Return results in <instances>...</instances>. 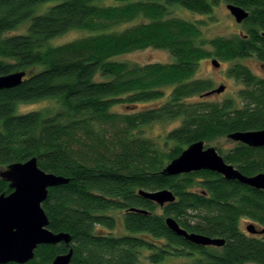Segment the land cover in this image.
Instances as JSON below:
<instances>
[{
    "label": "trees",
    "instance_id": "1",
    "mask_svg": "<svg viewBox=\"0 0 264 264\" xmlns=\"http://www.w3.org/2000/svg\"><path fill=\"white\" fill-rule=\"evenodd\" d=\"M221 1L248 11L245 34L205 39L201 21L173 15L184 9L210 17ZM25 24L24 33L7 35ZM71 30L87 35L51 44ZM146 48L166 50L172 61L119 59ZM207 58L231 63L226 74L241 85L234 96L208 98L212 83L196 77ZM250 58L264 67V0H0V76L25 72L19 86L0 90V166L36 158L44 172L68 179L48 189L41 207L48 229L69 234L70 246L39 245L25 264H51L69 248V264H264V233L240 229L244 219L264 229L263 190L210 171L162 174L199 141L217 144L245 176L264 173V147L218 145L232 133L264 129V77L238 62ZM42 100L57 109L17 113ZM143 104L153 106L137 109ZM174 119L180 125L160 145L142 136L145 126ZM162 189L175 196L163 207L137 195ZM9 192L0 178V195ZM110 211L121 213L122 234L114 233ZM168 216L225 243H189L166 227Z\"/></svg>",
    "mask_w": 264,
    "mask_h": 264
},
{
    "label": "water",
    "instance_id": "2",
    "mask_svg": "<svg viewBox=\"0 0 264 264\" xmlns=\"http://www.w3.org/2000/svg\"><path fill=\"white\" fill-rule=\"evenodd\" d=\"M227 10L237 23L245 21L248 11L241 7L227 4ZM218 67L216 59L210 61ZM25 72H13L0 76V90L12 89L20 85ZM223 86L213 89L207 95L221 93ZM235 143H242L251 148L264 147V129L235 132L228 136ZM0 178L8 183V194L0 195V264H25L34 257L39 245H57L64 243L70 246L69 234L54 233L48 229V218L41 204L46 200L48 189L68 183V179L52 173H46L37 166L36 158L25 162L0 166ZM210 171L221 175L227 181H236L255 190L264 191V173L253 176L241 174L235 167L226 163L215 147H206L203 142H194L182 150L180 155L168 162L162 170L167 177L189 174L192 172ZM137 195L163 207L175 201V196L168 189L157 191L139 190ZM130 211L146 213L145 210L131 208ZM166 227L176 236L198 246L221 247L223 238H211L202 234L187 232L171 216L164 220ZM245 230L249 234H263L253 224ZM72 248L67 253L57 255L51 264H69Z\"/></svg>",
    "mask_w": 264,
    "mask_h": 264
},
{
    "label": "rangeland",
    "instance_id": "3",
    "mask_svg": "<svg viewBox=\"0 0 264 264\" xmlns=\"http://www.w3.org/2000/svg\"><path fill=\"white\" fill-rule=\"evenodd\" d=\"M104 4H110V1L103 2ZM227 3L221 1L219 5L214 9L213 14L208 16H201L197 14H191L187 10L177 9L173 15L176 17H180L187 21L196 22L201 21L202 24H198L201 28L202 37L205 39H214L217 37H232L234 35L245 34L246 26L241 23H237L234 18L230 15L229 11L226 8ZM47 6V5H45ZM44 6V7H45ZM26 31V24L17 27L16 29L8 32L7 35H14L24 33ZM87 35V32L71 30L63 35H60L51 40L52 45H60L63 43H67L74 39H78L80 37H84ZM122 61H126L130 64L136 65H146L150 63H170L172 61L170 54L166 50L146 48L144 50L135 51L132 53H128L119 58ZM212 58L204 59L200 62L198 71L196 73V77L200 79L209 80L212 83V88L217 89L220 86L224 87V90L221 93H214L208 98L213 101H222L225 98L232 97L235 93L241 88L239 82L227 76L226 71L230 67L231 63L228 62H219L218 67H214L211 65L210 61ZM243 65H246L250 68V70L258 77H264V67L257 62L255 59H247L238 61ZM151 105L143 104L139 105L137 109H145L147 107H151ZM48 109L50 111H55L57 109V105L53 100H42L34 103L21 104L17 107V113H26L34 110H42ZM118 112L128 113L130 112L128 109L118 107L116 109ZM180 125V121L178 119H174L172 121H161L155 122L148 126H145L143 137L148 138L154 141L156 144H161L163 138L166 134L173 129L177 128ZM217 144L208 145L215 147ZM218 145H221L223 148H229L234 145L233 141L227 139H220L218 141ZM3 169L0 168V172ZM160 213L159 210H157ZM111 215L116 220V229L114 230L115 234H122V217L119 211H110L107 213ZM251 222L248 220H242L240 222V229L245 232V227ZM188 260L184 258H168L166 264H176V263H185Z\"/></svg>",
    "mask_w": 264,
    "mask_h": 264
}]
</instances>
